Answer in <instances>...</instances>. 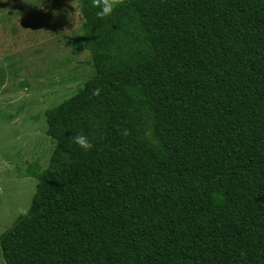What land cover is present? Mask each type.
<instances>
[{"label": "trees", "instance_id": "obj_1", "mask_svg": "<svg viewBox=\"0 0 264 264\" xmlns=\"http://www.w3.org/2000/svg\"><path fill=\"white\" fill-rule=\"evenodd\" d=\"M43 1L50 11L24 26L55 28L75 11ZM97 11L78 0L82 34L58 66L86 52L88 70L44 113L54 148L45 168L27 169L36 191L0 234V262L264 264V0ZM9 69L0 91L21 75Z\"/></svg>", "mask_w": 264, "mask_h": 264}, {"label": "rangeland", "instance_id": "obj_2", "mask_svg": "<svg viewBox=\"0 0 264 264\" xmlns=\"http://www.w3.org/2000/svg\"><path fill=\"white\" fill-rule=\"evenodd\" d=\"M72 2L65 0L64 4ZM49 11L43 0H0V68L9 71L14 63L21 68V75L9 78L0 91V234L36 191V180L26 173L29 165L45 168L54 148L46 135L45 111L75 94L78 75L88 70L86 52L69 65L58 66L74 55L69 41L82 34L78 10L62 14L61 26L55 28L51 23L50 29L37 31L22 24ZM23 81L28 86L20 85ZM22 105H27L22 113L5 119ZM37 115L41 116L38 121L34 119Z\"/></svg>", "mask_w": 264, "mask_h": 264}, {"label": "clouds", "instance_id": "obj_3", "mask_svg": "<svg viewBox=\"0 0 264 264\" xmlns=\"http://www.w3.org/2000/svg\"><path fill=\"white\" fill-rule=\"evenodd\" d=\"M118 0H91V7L98 9L96 16L99 18L110 17L116 6ZM72 7L75 9V13L78 10V0H73ZM100 90L96 89L93 91V95L98 96ZM46 135L51 139V136L46 133ZM72 143L77 145L80 149L84 151H89L93 148V144L88 135L84 133H77L71 138ZM52 140V139H51ZM53 141V140H52Z\"/></svg>", "mask_w": 264, "mask_h": 264}]
</instances>
